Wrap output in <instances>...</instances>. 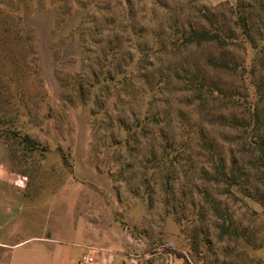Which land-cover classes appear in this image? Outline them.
<instances>
[{
  "label": "rangeland",
  "instance_id": "obj_1",
  "mask_svg": "<svg viewBox=\"0 0 264 264\" xmlns=\"http://www.w3.org/2000/svg\"><path fill=\"white\" fill-rule=\"evenodd\" d=\"M0 134L37 200L96 178L135 264H264L262 0H0Z\"/></svg>",
  "mask_w": 264,
  "mask_h": 264
},
{
  "label": "crops",
  "instance_id": "obj_2",
  "mask_svg": "<svg viewBox=\"0 0 264 264\" xmlns=\"http://www.w3.org/2000/svg\"><path fill=\"white\" fill-rule=\"evenodd\" d=\"M76 23L73 13L63 27L70 32ZM27 182L8 168V148L0 141V264H81L88 246L98 250L97 264L136 263L131 238L90 216L87 200L102 195L87 190L96 178H70L49 203L45 196L37 200Z\"/></svg>",
  "mask_w": 264,
  "mask_h": 264
},
{
  "label": "trees",
  "instance_id": "obj_3",
  "mask_svg": "<svg viewBox=\"0 0 264 264\" xmlns=\"http://www.w3.org/2000/svg\"><path fill=\"white\" fill-rule=\"evenodd\" d=\"M262 7H263V13H264V0H262ZM239 23H240V20H239ZM239 27L242 29L243 31V34L245 36H248V31H247V28H246V25L244 24H239ZM212 24V22H211ZM184 41L187 43V44H196V45H201V44H206V43H214V44H218L219 46L222 45L225 41L223 40L222 38V34H221V30L219 27L215 28L213 31L211 30H201V31H195V30H191L189 33L187 34H184ZM215 61V60H214ZM214 65H217L219 67H225V68H228V69H233V66L235 65V63L231 62V61H215ZM255 116L256 113L254 114ZM254 120V118H253ZM257 117H255V122H257ZM246 129H251V131H254L255 129V123H250L248 125H246ZM3 136L0 134V141L3 142ZM25 142L27 144H29V146L31 148H36L38 147L37 144L35 142H33L29 137H25ZM6 146L7 144L5 142H3ZM254 145H256V149L257 151L262 154L263 156V159H264V141H261V142H255ZM8 148V146H7ZM218 164V162H217ZM219 174L223 175L222 172L220 171ZM224 178H226L224 176Z\"/></svg>",
  "mask_w": 264,
  "mask_h": 264
},
{
  "label": "built area",
  "instance_id": "obj_4",
  "mask_svg": "<svg viewBox=\"0 0 264 264\" xmlns=\"http://www.w3.org/2000/svg\"><path fill=\"white\" fill-rule=\"evenodd\" d=\"M98 250L94 247L88 246L85 247V251L83 253V255L81 256V260L80 263L81 264H97V257H96V252ZM109 260H107V262H105V264L109 263Z\"/></svg>",
  "mask_w": 264,
  "mask_h": 264
}]
</instances>
